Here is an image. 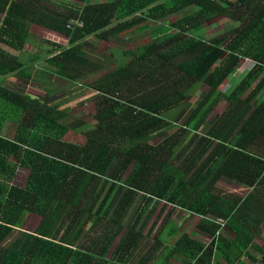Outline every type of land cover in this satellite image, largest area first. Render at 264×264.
<instances>
[{"label":"trees","instance_id":"trees-1","mask_svg":"<svg viewBox=\"0 0 264 264\" xmlns=\"http://www.w3.org/2000/svg\"><path fill=\"white\" fill-rule=\"evenodd\" d=\"M145 20L171 28L145 44L117 46L108 72L77 81L90 64L81 54L90 36L129 40ZM207 20L224 30L201 37ZM34 26L67 40L37 44ZM43 60L54 68L44 69L97 90L96 135L69 129L70 117L56 104L2 85L8 75H30ZM201 83L207 91L199 94ZM218 97L227 106L211 113ZM3 123L14 131L11 138L0 133V264H126L138 249L145 211L155 208L148 207L152 199L200 216L197 227L214 238L207 245L189 238L171 224L170 207L162 213L165 205L147 232L157 243L136 264L158 251L166 226L169 255L172 249L209 264L216 250L228 264H245L239 259L256 222L242 225V206L216 191V177L199 171L212 159L202 157L209 144L218 159L229 145L249 154L251 143L264 147V0H0V130ZM158 131L165 135L151 144ZM181 139L187 146L176 151ZM20 169L23 180L14 183ZM28 213L38 218L32 231L19 226ZM161 213L164 222L153 231ZM217 217L235 231L231 240L216 233Z\"/></svg>","mask_w":264,"mask_h":264},{"label":"crops","instance_id":"crops-1","mask_svg":"<svg viewBox=\"0 0 264 264\" xmlns=\"http://www.w3.org/2000/svg\"><path fill=\"white\" fill-rule=\"evenodd\" d=\"M49 32V31H48ZM46 31V34H48ZM51 34V33H50ZM62 40H66L62 38ZM84 46V45H83ZM122 46V45H118ZM114 49V46H112ZM82 52H83V47H82ZM84 53V52H83ZM42 61H38L37 64L31 66V67H41L40 63ZM89 62V61H88ZM91 64V63H90ZM89 66V64L87 65ZM45 67V66H44ZM41 67V68H44ZM31 68H29L28 73L30 75H25L24 77L18 76L17 74H11L6 76L7 80H13L11 83L14 84L13 90L19 92V93H26L29 95H32L33 98H37L41 102H47L48 104H56L57 109H64L65 115L70 117V120L68 121L67 125L69 129L74 130L75 132H78L80 134H84L87 136H94L95 131V123H93L92 120H90V117H93V114H89L88 109H83L81 106H87L91 103V101H95L96 99V94L92 91L93 89H89L86 86V89H89L86 93H83L82 96L79 99L75 98H65L64 100H61L59 102H55L60 96L63 97L69 92L72 94L76 93V90L81 88L83 85L80 83H75L72 82L71 85L64 84L63 86L60 87L59 90H57V85L53 84V80L51 79L50 81H46L43 79L40 80H35L33 76L31 75ZM85 71L83 70V73ZM56 76V75H55ZM4 78V79H5ZM60 78V77H59ZM3 79V81H4ZM90 79V78H89ZM2 81V82H3ZM84 81V80H83ZM82 81V82H83ZM95 94V95H94ZM81 99V100H80ZM94 99V100H93ZM96 109V108H95ZM75 112V113H72ZM181 111L179 110L178 114H180ZM182 118V117H181ZM181 121V119H179ZM11 125V124H10ZM174 124L172 125L171 128H173ZM174 129V128H173ZM169 130V129H168ZM14 131V130H13ZM168 133V132H167ZM191 134H194L191 131ZM197 134V133H196ZM12 134L10 135L12 137ZM165 134L162 133V131L156 132V136L153 135L149 141L152 144L157 143L159 140L158 138L161 136H164ZM195 139L198 137L197 135L194 136ZM162 138V137H161ZM194 139V140H195ZM194 140H192L190 143L194 145ZM254 142L257 141V139L253 140ZM183 143L184 146L187 144V140L181 139L180 142H178V148H176V151H183ZM253 149H254V154H249L245 149L242 148H236L233 147L232 145H229L230 150L228 152L221 153L220 158L218 159L216 157V154L209 153L211 149V145L209 144L205 153L202 154V157H212L208 162L205 163V165L201 168L200 175L202 176H207V180L212 177H216L215 181V188L216 191L221 192L223 196H225V199H230V200H235V202L239 205L242 206V220L241 223L244 225L246 221H254L256 222L254 224V228L251 231L252 232V240L250 247L247 249V253H243L240 256V261H243L245 264H262L261 257H264V150L262 147L258 148L257 146H254V144H249ZM264 146V144H261ZM193 148H191L192 150ZM190 150V148L185 149V154L187 151ZM229 159L231 162H229ZM199 159L196 160L194 169L197 167L199 163ZM253 178L256 183L253 185H244L238 183L234 178ZM141 192V191H139ZM139 195L134 196L133 201L134 204L136 201L139 199ZM233 202V201H232ZM166 204H163V201H157V200H151L148 203V207L154 208V210H149L145 211L144 213V218H145V223L142 229L145 227V232L149 230L152 226L153 219L157 216L156 212L158 209L162 208V206H165ZM178 209L177 215H172L171 217V224H175L178 228L179 231L184 232L189 238H192L194 240H197L199 243L202 245H207L210 241L211 238H214L211 234H208L207 232L200 230L197 227V223L199 221L200 216L198 215H191V212L189 210L183 209L179 206H175L176 208L172 206H167L164 209L165 213L167 211V208L169 209ZM157 220L155 223V228L153 231L156 229L158 230L162 222H164L163 218L164 215ZM128 216L123 222H127ZM216 223L219 225L216 233L219 235L224 236L226 240H231L234 235L235 231L228 227L227 223L228 220L224 218L217 217L215 218ZM152 223V224H151ZM167 224V223H166ZM139 227V226H138ZM141 229V230H142ZM163 232L166 234L165 237H163L162 244L159 245L158 251L161 250V248L164 247V249L169 245V233L167 234V226L163 228ZM147 232L144 235H148ZM142 235V234H141ZM87 241L90 240V238H86ZM141 238L139 237L137 240L138 246L141 248ZM86 241V242H87ZM91 241V240H90ZM117 243V242H116ZM156 240L153 237V243L150 245H156ZM140 244V245H139ZM252 244L254 246H258L260 249H257L256 247H252ZM147 245V243L145 244ZM149 246V247H150ZM112 244L109 245L107 249V253H110L112 251L111 249ZM115 249V248H114ZM114 249L111 253V256L114 253ZM157 251V252H158ZM156 253V252H155ZM155 253L151 255V253H148L145 255V258L147 259L145 264H150L153 258L156 257H161V252L155 256ZM171 255V254H170ZM110 256V257H111ZM169 255H164L161 257L165 264H172L171 262H168L167 257ZM182 257H184L186 260H184L185 264H201V260L197 259H191L187 257L186 255L181 254ZM211 259L216 258L215 261L210 262H218L220 264H228L226 260L223 258L222 255L217 253V251H212L211 253ZM140 258V257H139ZM181 258V257H180ZM135 260V257L129 261L126 262V264H131ZM139 259H137L136 263L138 262ZM176 260H179V258H176ZM135 263V264H136ZM162 264V263H161Z\"/></svg>","mask_w":264,"mask_h":264},{"label":"rangeland","instance_id":"rangeland-1","mask_svg":"<svg viewBox=\"0 0 264 264\" xmlns=\"http://www.w3.org/2000/svg\"><path fill=\"white\" fill-rule=\"evenodd\" d=\"M46 1V0H45ZM51 1H56L58 2V0H51ZM64 1V0H62ZM188 7V6H186ZM185 7V8H186ZM188 9H185V11H187ZM178 15L177 12L171 13L170 17H176ZM168 18V17H167ZM147 23V25H145L142 28H139V30H136L134 33H132L131 38L129 37L128 39L125 38H119L116 34H109L107 35L105 38H103L102 36L96 37V36H90L88 38L89 44H84L83 46V52L81 51L82 56L86 57V59L89 61V68H86L88 66H85L83 68V70L85 71L83 74H81V76L77 79V81L82 82L83 80H88L89 78H92L94 76L99 75L100 73H105L108 72L111 67L112 64L114 62L115 57L113 56V52H115V49L118 45H128L129 47H132L135 44H145L146 42H149L152 38L155 37H159L162 34H164V32H167L168 30H170L171 27H169L166 23H159L157 21H152V20H145L143 21V23ZM209 23V24H208ZM204 31L199 32V35L201 37L204 38H209L212 35L215 34H220L222 30H224V28H221V25H216L214 24V22H209L204 21L202 23V25H205ZM236 23L234 22L235 26ZM218 26V27H216ZM229 26V25H227ZM32 30L35 31L36 33V37L34 36L33 39L37 40V44L40 45H44L46 44V46L49 47V44L46 40H49L50 42H59L62 41V38L65 39L66 36L65 35H61V34H56V33H52V32H48V34H44L43 32H46V30H44V28L42 27H37L34 26V28L32 27ZM51 33V34H50ZM87 39V38H86ZM114 46V49L113 47ZM39 53L43 54V51H40ZM41 67L47 66V68H49L50 70H53L54 68L51 67L48 63H46L44 60L40 63ZM41 67H30L31 69V75L33 76V78L35 80H46V81H50L51 79L53 80V84L57 85V90L60 89L61 86H63L64 84L67 83V85H71L72 82L74 81H69V80H65L63 78H59V76H55L54 73H52L51 71H49L48 69H44ZM86 68V69H85ZM239 71L236 70L235 74H238ZM11 81L13 80H7V78L4 79V81L2 82V85H5L6 87L13 89L14 84L11 83ZM83 81V82H84ZM198 90H199V94L204 93L207 91V86L204 83H201L200 85H198ZM224 89V87L222 88ZM89 89H86V87L82 86L81 88L76 90V93L72 94L71 92H69L68 94H66L63 97H59L57 100H55V102H59L61 100H64L65 98L69 99L75 98L79 99L83 93H86ZM198 94V95H199ZM194 99V98H193ZM219 101L215 103L214 107L211 108V113H222L224 112L227 103L224 102L221 98H219ZM81 100V99H80ZM94 100V99H93ZM191 101V100H190ZM95 101H91V103L89 105H87L86 107L83 105L81 106L83 109H88L89 110V114H92L93 112H95ZM57 107V106H56ZM62 111H64V109H62ZM72 113H75L72 111ZM90 120L93 121V123L96 124V119H94L93 117H90ZM14 130V125L13 124H9V123H3V125L1 126V130L0 133L1 135L11 138V134ZM81 135V134H80ZM187 146V145H186ZM184 147V143L183 146ZM185 148V147H184ZM187 148H190L189 145ZM172 153V151H171ZM174 154V153H173ZM23 172L24 170L20 169L18 170L13 178V182L14 183H21L23 180ZM131 204L129 206V208L126 210V212L124 213V216L121 220V222H123V220H125L128 216L129 211L132 208ZM176 208V207H174ZM171 216L172 215H177V213L180 211H178V209H173L171 208ZM177 212V213H176ZM38 222V218L36 215H32V213H28V215H26L22 221L21 219V223L19 224V226L23 229V230H28V231H32L33 228L35 227V225ZM147 232V230H146ZM145 227L141 230V234H142V242H141V248L138 246V249L135 248V251L132 252V255L135 256V260L131 263V264H135L137 259L139 257H141L142 255L145 254V252L147 251V249H149L151 246V244L153 243V237L155 234L153 235H144L145 233ZM88 238L91 239L90 236H87ZM105 237V236H104ZM103 237V239H105ZM95 238V236H94ZM87 241V239H86ZM147 243V245H145ZM112 251L116 246V240L112 241ZM140 245V244H139ZM150 246V247H149ZM170 243H169V247L168 249V255L170 253ZM164 250V247L161 248V250H159L158 252L155 253V256L158 255L160 252H162ZM107 253L105 254L106 257H110L111 253ZM181 257V258H180ZM176 258H179V260H176ZM168 262H171L172 264H185L184 260H186L184 257L181 256V253H177L174 252L171 249V255H169L167 257ZM187 261V260H186ZM164 264L165 262L163 261L162 258L160 257H156L153 258L152 261L150 262V264Z\"/></svg>","mask_w":264,"mask_h":264},{"label":"clouds","instance_id":"clouds-1","mask_svg":"<svg viewBox=\"0 0 264 264\" xmlns=\"http://www.w3.org/2000/svg\"><path fill=\"white\" fill-rule=\"evenodd\" d=\"M81 22V21H80ZM79 24H81V23H79ZM66 40H67V38H66ZM94 93L95 92H97V90H95V89H93L92 90ZM128 215H129V213H128ZM122 224V226H123V229H122V233L124 232V229H125V227H126V222H124V223H121ZM155 227H153V229H154ZM157 230V229H156ZM155 230V231H156ZM122 235V234H121ZM121 235H118V236H121ZM116 242H118L117 240H116ZM165 250V249H164Z\"/></svg>","mask_w":264,"mask_h":264},{"label":"built area","instance_id":"built-area-1","mask_svg":"<svg viewBox=\"0 0 264 264\" xmlns=\"http://www.w3.org/2000/svg\"><path fill=\"white\" fill-rule=\"evenodd\" d=\"M81 23L80 21H78V24Z\"/></svg>","mask_w":264,"mask_h":264}]
</instances>
